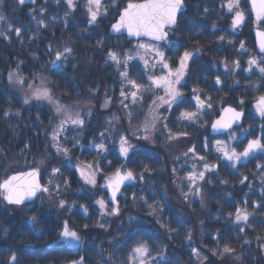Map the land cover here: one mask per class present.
<instances>
[{"label":"snow or ice","instance_id":"obj_1","mask_svg":"<svg viewBox=\"0 0 264 264\" xmlns=\"http://www.w3.org/2000/svg\"><path fill=\"white\" fill-rule=\"evenodd\" d=\"M26 2L33 5L29 23L17 25L0 14L6 25L0 37L25 46V40L40 41L41 29L50 31L47 59L27 74L25 62L15 60L0 92V121L13 136L20 135L21 122L26 130L28 121L38 122L43 149L34 152L29 138L10 163L0 161V206L32 212L25 224L33 231L44 224V210L54 207L53 242L74 253L66 264H244L253 240L264 257V0H207L194 6L192 16L189 0H44L41 7L37 0H16ZM50 5L63 8L62 16ZM209 17L215 18L211 25ZM58 20L62 36L73 31L53 43ZM245 27L255 35L251 49L237 39ZM208 36L215 37L210 44ZM213 47L221 53L209 62L213 71L197 73L194 65L202 67ZM88 49L110 70V88L105 85L99 97L100 85L89 87L83 101L78 89L58 92L69 66L73 73L81 67L78 50ZM30 55L41 59L35 51ZM238 86L244 92L229 102ZM70 98L74 102L65 103ZM14 100L35 109L34 120ZM97 109L109 114L89 136ZM249 113L259 122L245 127ZM182 142L183 151L161 155L160 149L171 153ZM85 153L91 161L81 160ZM0 157L7 158L2 147ZM172 197L177 205L170 204ZM209 219L220 227L209 228ZM9 231L4 228L0 240ZM43 235L41 228L38 238ZM20 260L9 248L4 264Z\"/></svg>","mask_w":264,"mask_h":264},{"label":"trees","instance_id":"obj_2","mask_svg":"<svg viewBox=\"0 0 264 264\" xmlns=\"http://www.w3.org/2000/svg\"><path fill=\"white\" fill-rule=\"evenodd\" d=\"M207 0H189L190 7L188 9V15L192 16L195 12V5L197 3L204 4ZM44 6V0H37L36 7ZM33 5L30 3H25V5L21 6L16 3V0H0V14L5 15L9 21L19 25V24H25L27 25L30 21V17L28 15L29 9L32 8ZM50 11L57 12L58 16H62L63 8L56 9L54 6H49ZM82 12L77 13V17L81 16ZM199 19V17H197ZM215 18L209 17L207 23L211 25ZM107 23V22H105ZM56 28L54 29L56 32V37L53 40V43H59L60 39L63 38L64 40H67L68 37L72 34L73 29H69V31H66L63 33V36L61 34L60 29L62 28L63 24L61 20H58L56 22ZM83 25H81L82 27ZM6 27V25L3 22H0V29ZM34 27V25H33ZM41 32L44 33V35L41 36L40 41L28 43L27 40H25V46H21L18 42L15 40L12 41H5L3 37H0V92H2L4 89L7 88V82H6V74L9 70V68L15 67V60H23L25 62L26 67H23V71L25 74H27L29 71L33 70V66L35 69H40V64L43 63L47 57L43 55V49L44 45L47 43V39L45 37H50L51 33L50 31L41 29ZM219 35V33H217ZM201 39H205L204 37H201ZM215 39L214 36H208L207 42L210 44L211 41ZM237 39H244L247 41V44L249 48L251 49V46L254 44V35L253 33H250L249 27L243 28V30L239 33ZM82 43V42H81ZM110 43H115V39L111 41ZM125 48L129 47V45L125 44ZM37 52V55L41 57L40 61H32L31 60V52ZM229 51H231L229 49ZM171 55V53H170ZM221 53H216L215 48L213 47L212 52H210L203 61L199 62L203 66L199 67L197 65H194V68H196L197 73H201L203 71L204 67L209 68V71H213L210 68V60L213 58V56L219 58ZM91 57V63H88V59ZM77 59L80 61L81 67L73 73L71 70V67L69 66V69L66 73L67 77V83L61 84L60 89H57V91L63 90L66 86L70 89H78L81 92V98L82 101L86 100L87 97L84 96V93L87 91L89 87H95L97 84L100 85V93L99 97H102L104 94V86L108 85L109 88L112 84V78H111V72L108 68L102 67V60L99 57L98 53H95L92 49H88L85 51H79L77 53ZM246 59V57H245ZM45 75H48V73H44ZM53 79H57L56 77H53ZM211 80V77H209ZM241 81V85L247 83L243 79V77H239ZM254 80L255 77H252ZM232 77H229L228 83L231 84ZM191 86V85H190ZM111 90V89H110ZM244 92L243 87H236L235 91L232 92L231 97H229V102L234 100L236 97H238L240 94ZM18 95V94H17ZM213 95L219 97L224 95L223 92L221 93H213ZM99 97L96 98L94 103L97 105L99 104ZM4 100V96L0 95V101ZM73 103V99L66 100L65 103ZM13 105L16 108H21L23 115L28 116L29 113L32 114L33 120L35 117V109H29L28 106H21L19 102L16 100L13 101ZM7 107V105H3ZM113 110H118V106H113ZM44 113V116H47V110H42ZM247 111V110H246ZM109 113L106 110L97 109L91 122H90V129H89V136L91 135V131L93 129H96V126L98 123H101L103 120V117L105 115H108ZM44 118V117H42ZM258 118L256 120L252 119L251 113H249L248 117L244 120V126L247 127L249 124L256 123L258 124ZM13 124L17 123L15 120L12 121ZM30 127L26 130L23 127L24 122H21L20 127L18 129V132L20 133L19 136H13V133L8 130L7 124L4 121H0V147L5 149L7 153V158L0 157V161H2L4 164L10 163L15 154L19 152L20 147H22L21 141L32 138L33 143V151H37V149L42 150L43 144L39 143L38 141L43 140V136L41 135L38 139L36 138V129L40 127L39 123H35L33 125V121H28ZM45 123H47V120L45 119ZM256 131L258 132L259 129L257 128ZM204 133H200L199 135H203ZM197 133L193 132L192 138L196 139ZM222 138V137H218ZM251 138V137H249ZM246 142V141H245ZM190 143V141L188 142ZM185 143H180L178 145H173V151L171 153L165 152L163 149H160L161 155L165 157H170L172 155H176L180 151H183L186 148ZM93 156L88 155L85 153L81 156V160L88 162L91 161ZM112 157L109 156V159ZM253 165L249 164L248 168H252ZM2 170V169H0ZM241 171H244V169H241ZM163 181H161L162 183ZM253 184L258 185L259 181L253 179ZM73 187L75 188L76 185L74 184ZM246 191V189H244ZM220 191L219 188H212L211 192H218ZM234 196H239L240 191L237 190L233 194ZM255 199V196L252 197ZM79 202H84L83 200ZM171 205H177V201L175 197H172L170 200ZM210 208L213 214H215V208H216V200L213 199L209 202ZM92 207H95L94 205ZM178 207V206H177ZM133 212V214H136L138 212L137 209H129ZM207 211V209H205ZM32 212L27 213H20L12 212L9 209L5 208L4 206H0V234H2V231L4 228H8L9 234L7 240H0V264H4V260L7 257V250L9 248H15L21 256L20 264H66L67 260H70L74 258V253L70 251H65L64 249L59 248L54 242L53 237L55 236V224L57 223L56 216L57 213L54 209V207H48L44 210V224L37 226L36 230H32V225H26L25 219L27 216L32 215ZM139 215L144 217L143 212H139ZM145 220H147V217H144ZM84 222L91 221H83V220H77L75 223L77 224H83ZM207 226L209 228H216L220 227L221 222L220 221H214V220H207ZM44 229V235L42 238H38L40 236V229ZM95 235V233H93ZM22 237L27 239V243H24L22 240ZM251 251H246V260L244 261V264H264V257L260 256L257 253V244L255 240H253V243L249 246ZM175 251L178 254H181L183 252L182 249H180L178 246L175 248ZM255 257V259H253ZM183 259L187 261L188 257L186 254L183 255ZM225 264H230V262H225Z\"/></svg>","mask_w":264,"mask_h":264},{"label":"water","instance_id":"obj_3","mask_svg":"<svg viewBox=\"0 0 264 264\" xmlns=\"http://www.w3.org/2000/svg\"><path fill=\"white\" fill-rule=\"evenodd\" d=\"M253 35H254V33H253ZM254 42H255V35H254Z\"/></svg>","mask_w":264,"mask_h":264},{"label":"rangeland","instance_id":"obj_4","mask_svg":"<svg viewBox=\"0 0 264 264\" xmlns=\"http://www.w3.org/2000/svg\"><path fill=\"white\" fill-rule=\"evenodd\" d=\"M70 103V102H69ZM72 103V102H71Z\"/></svg>","mask_w":264,"mask_h":264}]
</instances>
